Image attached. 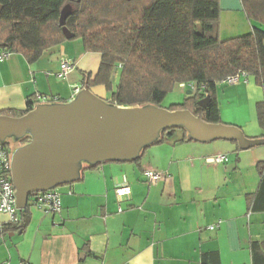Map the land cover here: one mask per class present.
I'll list each match as a JSON object with an SVG mask.
<instances>
[{"label":"crops","instance_id":"1","mask_svg":"<svg viewBox=\"0 0 264 264\" xmlns=\"http://www.w3.org/2000/svg\"><path fill=\"white\" fill-rule=\"evenodd\" d=\"M218 2L221 40L254 27L264 31L246 17L241 0ZM64 56L74 67L62 79L57 72ZM99 63L100 54L85 51L80 39L46 49L33 63L9 53L0 60V113L25 111L36 94L70 101L72 87L82 88L83 73L92 79ZM220 89V108L223 101L247 105L250 118L239 128L249 138L260 137L256 103L264 95L254 78L231 86L221 82ZM90 90L110 99L103 85ZM217 154L227 161H208ZM260 166L264 169V143L237 149L226 140L167 141L148 147L139 163H101L85 170L81 180L57 187L59 214L31 204L29 222L20 231L4 230L9 217L0 213V264H264ZM146 169L164 178L148 183L142 178ZM121 186L130 194L119 199Z\"/></svg>","mask_w":264,"mask_h":264},{"label":"trees","instance_id":"2","mask_svg":"<svg viewBox=\"0 0 264 264\" xmlns=\"http://www.w3.org/2000/svg\"><path fill=\"white\" fill-rule=\"evenodd\" d=\"M241 2L249 20L264 25V0ZM0 4V48L21 54L29 63L66 40L58 20L63 7L70 5L65 25L74 33L71 39H80L85 51L100 54L94 77L83 73L84 84L103 85L110 92L107 101L112 104L160 107L175 85H193L192 94L168 109H187L204 121L218 123L216 87L224 78L246 73L264 95V31L254 27L246 34L221 40L218 0H0ZM205 95L210 101L200 107L197 103ZM30 109L29 98L25 111L11 115L21 116ZM256 116L263 133L251 139H264V97L256 103ZM28 138L24 136L18 144H25ZM167 141L195 140L184 128L173 127L162 131L150 146ZM231 142L241 149L236 141ZM148 147L127 162L139 163ZM97 166L85 165L76 181L85 170ZM259 174L258 192L264 193L262 166ZM31 204L30 198L27 207L18 210L14 221L7 222L3 229L22 231L29 222ZM256 247L253 245V249Z\"/></svg>","mask_w":264,"mask_h":264},{"label":"water","instance_id":"3","mask_svg":"<svg viewBox=\"0 0 264 264\" xmlns=\"http://www.w3.org/2000/svg\"><path fill=\"white\" fill-rule=\"evenodd\" d=\"M70 12V5L64 6L58 20L66 39L74 37L65 25ZM209 101L205 95L197 104L206 107ZM173 127L184 128L190 139L202 143L236 141L241 149L264 143L237 126L204 121L187 109L112 104L85 83L70 101L38 103L21 116L0 114L1 142L29 137L10 149L17 209H25L34 193L75 182L85 165L136 159L162 131Z\"/></svg>","mask_w":264,"mask_h":264},{"label":"built area","instance_id":"4","mask_svg":"<svg viewBox=\"0 0 264 264\" xmlns=\"http://www.w3.org/2000/svg\"><path fill=\"white\" fill-rule=\"evenodd\" d=\"M9 55L6 50L0 51V60L5 59ZM74 67V60L69 57H61L59 62V70L57 76L59 78H65L66 74L71 71ZM247 78L246 73H237L235 75L228 76L222 80V83L227 85H237L241 80ZM181 87H185L186 84H179ZM191 91L195 90L193 85H188ZM81 90L80 86L72 87V97H74ZM56 100L55 97L50 98L45 95L36 94L34 98L30 99L31 107L36 106L38 103L53 102ZM37 103V104H38ZM10 148L5 144V142L0 141V213L6 214L9 217V221L12 222L18 212L16 206L15 188L11 178L10 171ZM208 161L211 163H224L227 161V157L224 154H217L210 158ZM142 178L151 184H155L162 180L164 176L151 169H146L142 172ZM130 194V189L127 186H121L116 188V195L119 199ZM32 204L36 205L45 214H59L61 211V200L60 194L57 188H52L44 190L41 192L34 193L31 197ZM122 208L119 206L118 211ZM213 228V226H210ZM8 264V263H2Z\"/></svg>","mask_w":264,"mask_h":264},{"label":"rangeland","instance_id":"5","mask_svg":"<svg viewBox=\"0 0 264 264\" xmlns=\"http://www.w3.org/2000/svg\"><path fill=\"white\" fill-rule=\"evenodd\" d=\"M117 82L118 78L116 79L114 85H116ZM184 88L185 87H181L179 84L175 85L170 91L166 93L165 97L160 103V107L168 109L170 107H174L171 105L182 103L184 98L189 96V94H187V90H189V88ZM220 90V84H218L216 87V100L220 110V119L218 123L240 127L241 123L246 122L250 118L249 108H247V105L244 103L242 105V103L239 101H232L233 103H230L229 105H227L226 101H223L221 104L222 108H220ZM190 94H192V92ZM5 142L9 144L11 151H13L19 145L18 142H16L13 138H7Z\"/></svg>","mask_w":264,"mask_h":264}]
</instances>
